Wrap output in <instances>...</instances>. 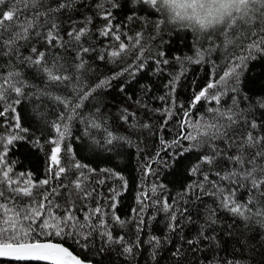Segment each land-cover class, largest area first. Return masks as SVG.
<instances>
[{
	"label": "snow or ice",
	"instance_id": "1",
	"mask_svg": "<svg viewBox=\"0 0 264 264\" xmlns=\"http://www.w3.org/2000/svg\"><path fill=\"white\" fill-rule=\"evenodd\" d=\"M130 2L148 13L126 15L143 20L131 34L114 11L119 0H0V259L9 264H245L247 253L264 256V121L238 99L244 70L264 57V0ZM156 13L191 29L194 54L176 59L211 64L207 83L181 101V69L154 98L158 107L145 102L151 89L142 86L143 96L128 95L109 123L114 81L135 79L149 60L157 72L169 64L163 51L152 52L148 25L159 32L165 23L150 19ZM97 62L115 69L96 76ZM38 76L65 93L53 97L62 107L50 125L42 178L13 152L20 141L41 145L17 111ZM258 104L264 109V100ZM74 120L100 132L94 143L109 151L133 146L140 133L143 174L126 215L120 204L128 180L114 168L99 176L77 158L66 143ZM189 153H197L190 179L173 195L159 169ZM109 177L121 183L104 192ZM154 223H163L160 234Z\"/></svg>",
	"mask_w": 264,
	"mask_h": 264
},
{
	"label": "trees",
	"instance_id": "2",
	"mask_svg": "<svg viewBox=\"0 0 264 264\" xmlns=\"http://www.w3.org/2000/svg\"><path fill=\"white\" fill-rule=\"evenodd\" d=\"M119 3L121 7L114 11L122 23L128 24L131 34L143 25V20L138 18L133 22H127L126 15L134 14L137 17H141L148 16V13H142L140 10L141 6L133 5L130 0H119ZM132 8L136 9L135 13H132ZM150 19L152 21L165 20V23L160 25L159 32H155L152 25H148V31L156 36V39L151 42L153 55L156 52L163 51L165 53L164 58L169 60V64L161 65V71L157 72L155 71L156 66L149 60L148 67L138 73L135 79L125 74V76L114 81L113 88L106 93V102L109 104L108 112L111 114L109 123H111V118L117 114V106H123L122 102H127L128 95H132L136 99L143 96L142 86L151 89L147 97H145V102L158 107L160 102L154 98L165 92V83L170 78L178 75L181 69L184 71V76L181 77L177 88V95L181 101L187 102L188 97L192 95L193 89H199L207 83L209 71L212 67L211 64H189L183 60L176 59V57L183 58L194 54L196 38L191 29H181L171 24L166 19V16L161 13L152 15ZM212 59L218 60L219 54L213 53ZM97 63L96 76H108L111 74L110 69H115L114 65L106 67L104 63ZM33 83L37 87L31 89L28 95L22 99L21 104L17 105V111L21 116L22 125L30 129L29 135L33 139H39L41 145L38 147L33 143L20 141L14 147L13 152L15 159L24 170H31L36 177L42 178L47 163L46 153L50 148L47 143L50 125L57 119L62 107L53 97L57 95L63 96L65 93L60 90L63 87L62 85L59 88L46 85L41 83L39 76ZM121 83L125 85L124 93L119 91ZM238 87L240 106L250 110L257 122L264 121V109L259 108L258 104L259 100H264V57H258L248 64L241 76V83ZM228 103L230 104L231 101L228 100ZM124 127L128 126L124 125ZM119 134L127 135L124 132ZM139 136L140 133L138 131L132 134L133 146L117 144L109 151V146L94 143L95 140L102 138L100 132L88 128L85 123L79 120H74L72 123V136L66 141V143L71 144L77 154V158L96 168L99 176L105 175L99 172L100 169L114 168L128 180V189L121 196L120 204V211L125 215L134 206V198L138 192L143 174L140 168L142 154L138 155L135 147ZM151 148L152 143L149 142L148 149L150 150ZM185 156L186 158L180 157L178 162H171L170 167L159 169V181L168 185V191L173 195L190 179L187 176L186 169L191 163L195 162L197 153H189L185 154ZM151 179L154 180L155 178ZM120 183L109 177L103 191L107 192L109 186H118ZM153 229L157 234H160L163 230V223H154ZM252 243L256 244V240H253ZM260 252L261 249L257 246L256 253ZM247 255L252 257V259L246 260L245 264H259L260 261L264 260V256L259 254L250 252ZM0 264H9V262L0 259Z\"/></svg>",
	"mask_w": 264,
	"mask_h": 264
},
{
	"label": "water",
	"instance_id": "3",
	"mask_svg": "<svg viewBox=\"0 0 264 264\" xmlns=\"http://www.w3.org/2000/svg\"><path fill=\"white\" fill-rule=\"evenodd\" d=\"M1 260H3V259H1Z\"/></svg>",
	"mask_w": 264,
	"mask_h": 264
}]
</instances>
